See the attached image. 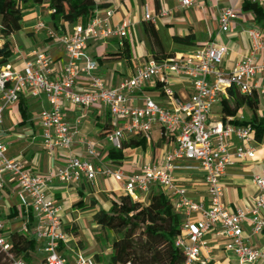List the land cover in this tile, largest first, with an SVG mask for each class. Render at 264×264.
I'll use <instances>...</instances> for the list:
<instances>
[{"label": "built area", "instance_id": "1", "mask_svg": "<svg viewBox=\"0 0 264 264\" xmlns=\"http://www.w3.org/2000/svg\"><path fill=\"white\" fill-rule=\"evenodd\" d=\"M244 1L264 7V0ZM206 2L218 10L220 30L228 32L238 15L231 7L219 9L224 0H181L179 7L187 10ZM113 13L111 7L101 11L96 8L86 24H77L64 34L57 33L43 21L36 23L35 31H45L48 38L64 50L65 61L61 65L59 78L53 77L52 60L46 51L35 52L31 59L24 62L21 71L13 69L10 63L0 65V124L2 112L18 103L20 97L43 94L49 103V108L39 113L43 147L48 156L55 151L69 153L64 165L41 176L32 173L18 158L7 157L6 147L0 140V190L7 175L18 189L20 207L30 211L35 218L32 229L28 221H23L20 234L36 244V250L29 254L30 260L12 257L9 254L12 248L10 236L5 233L0 220V252L9 256V264H34L32 256L39 253L42 256L40 264H95L91 257L81 252L73 253V263L63 256V249L70 251L69 235L59 216V207L46 195L54 182L72 185L83 179L91 182L97 175H102L122 183L124 194L133 201L138 202L139 195H146L155 186L173 194L174 209L183 216L180 235L174 239L173 245L182 252L183 264L208 263L211 252L204 237L213 230L225 238L224 250L236 258L237 264H264V248L253 247L250 236L243 231V226L247 225L251 235L264 232V168L260 175L253 178L257 195L251 207L232 212L222 201V180L227 169L237 162L254 158L253 130L249 125H234V122L242 121L237 116L227 117L221 123H209L212 108L229 89L241 94L254 90L258 97H264V85L251 86L255 78L264 75V60L261 59L264 56V37L254 27L245 29L250 40L249 52L230 70L223 67L227 48L210 43L185 56L152 60L122 80L117 87L108 88L96 75L97 63L87 55L85 48L90 40L109 38H117L119 45H122L121 41L128 37L131 30V23L123 20L112 26L110 18ZM170 15V10L153 13L145 6L143 19L155 24L157 18ZM169 76L187 79L192 94L187 98L178 97L165 86ZM80 78L88 82L87 91H75ZM155 79L161 87L164 106L150 97H143L141 106H135L134 93ZM63 102L82 111L72 128L61 114ZM95 104L104 107L112 118L113 130L107 134L106 140L113 150H121L122 142L148 134L155 126L160 128L163 136L174 140L175 148L164 155L162 165H145L138 173L132 174L80 160L70 153L71 147L81 119ZM233 138L238 145L231 153ZM84 144L87 156L95 159V144L90 141ZM176 161L198 164L206 185L207 207L190 200L186 190L175 184L172 172L178 169Z\"/></svg>", "mask_w": 264, "mask_h": 264}, {"label": "crops", "instance_id": "2", "mask_svg": "<svg viewBox=\"0 0 264 264\" xmlns=\"http://www.w3.org/2000/svg\"><path fill=\"white\" fill-rule=\"evenodd\" d=\"M159 1V10H170L171 15L157 18L156 23L153 24L157 38L155 40L150 35V26L143 19L146 5L141 0H95L99 11L107 7L114 9L110 18L112 26L120 24L123 20L131 23L128 37L121 41V46L117 38L90 40L86 45L87 55L97 63L96 75L108 88L117 87L138 68L154 60L155 56H185L210 43L227 48L223 67L230 70L249 52L250 40L245 29L254 27L264 37V21L258 22L252 12L241 10L244 0H224L219 6V9L231 7L238 15V19L231 24L228 32L220 30L218 10L213 9L207 2L196 8L181 10L179 7L181 0ZM260 9L264 13V7ZM149 11L156 13L150 9ZM38 21L50 26L49 12L43 6H35L22 13L21 30L6 39L13 48L7 63H10L13 69L21 71L24 62L31 59L35 52L46 51L52 60L53 77L59 78L61 65L65 61L64 50L54 40L49 39L45 31L34 30ZM72 28L73 26H68L66 32L71 31ZM190 31L194 34L193 45L183 46L174 42V37H184ZM4 41L5 39L0 36V47ZM261 59L264 60V56ZM262 85H264V75L258 76L251 83V86L256 87ZM165 86L181 98H187L192 94L189 81L184 78L169 76ZM88 89V82L83 78L78 79L75 91L84 92ZM160 92L161 87L155 79L134 93V105L141 106L143 97H150L160 106H164ZM226 97L227 94L221 99ZM258 100L257 116L264 118V97H258ZM48 108L49 103L45 95L40 94L38 97L23 95L18 103L2 112L0 124V140L6 147V156L18 158L32 173L41 176L64 165L69 154L65 151H55L52 156H48L43 147L39 113ZM81 112L78 107L68 102H63L61 105L63 119L71 128ZM236 116L242 118V121H248L251 113L243 107ZM222 120L219 102L212 108L209 123H221ZM112 130V118L108 111L100 104L93 105L85 112V117L78 125V133L74 136L70 153L97 167L121 169L126 174H132L138 173L145 165H162L164 155L175 148L174 140L163 136L160 128L155 126L150 133L135 136L142 139L138 147L122 150V158L113 160L109 158L112 148L106 140L107 134ZM85 141L95 144V159L87 156ZM237 145L238 141L233 138L231 153ZM253 146L254 158L237 162L229 167L222 180V201L232 212L251 207L257 195L253 178L260 175L264 168V144L254 141ZM175 165L178 166V169L172 172L175 184L186 190L190 200L207 207L206 185L198 164L176 161ZM17 193L16 185L5 175L4 187L0 190V220L4 225L5 233L9 236L13 233L20 234L23 221H28L31 229L35 226L32 213L20 207ZM158 193L163 194L174 207L173 194L158 186L152 187L146 195H139L138 202L146 204L151 194ZM120 195H124L122 183L102 175H97L91 182L83 179L77 184L63 185L54 182L50 186L46 196L59 207V216L69 235L70 249V251L63 249L62 254L70 263H73V253L81 252L91 257L95 264H109L110 244L114 235L109 231H102L94 222L93 216L99 210L108 211L111 201ZM192 217L196 218V215L192 214ZM87 231L92 233L91 237L87 235ZM243 231L246 236H250L253 247L264 248V232L251 235L247 225L243 226ZM204 240L211 252L208 264H237L236 258L225 252V238L218 235L217 230L208 232ZM35 257L40 261L42 259L40 253Z\"/></svg>", "mask_w": 264, "mask_h": 264}, {"label": "trees", "instance_id": "3", "mask_svg": "<svg viewBox=\"0 0 264 264\" xmlns=\"http://www.w3.org/2000/svg\"><path fill=\"white\" fill-rule=\"evenodd\" d=\"M141 1L154 12L160 9L159 0ZM35 6L46 8L50 26L59 34L66 33L68 26L86 24L97 8L95 0H0V36L5 39L0 47V65L6 64L13 53V48L6 39L21 30L22 13ZM241 10L252 12L258 22L264 21V13L256 4L244 2ZM147 23L151 37L156 40L153 24ZM173 40L179 45L191 46L194 44V34L190 31L186 36L174 37ZM172 56H155L154 60ZM258 104V96L254 90L241 94L235 89H229L227 97L220 101L222 121L227 117H235L243 107L247 108L251 113L250 119L233 124L249 125L255 141L264 144V118L257 116ZM141 142L142 139L137 137L124 141L121 150L112 149L109 152V158L120 160L122 150L138 147ZM93 220L102 231H109L114 235L110 244L109 264L184 262L182 252L173 245L174 239L180 235L183 216L175 211L170 201L161 193L151 194L146 204L133 201L126 194L120 195L111 201L108 211H97ZM10 240L12 248L9 254L14 258L30 260V252L36 250L35 242L18 233L11 234ZM10 260L7 254L0 252V264H9Z\"/></svg>", "mask_w": 264, "mask_h": 264}, {"label": "rangeland", "instance_id": "4", "mask_svg": "<svg viewBox=\"0 0 264 264\" xmlns=\"http://www.w3.org/2000/svg\"><path fill=\"white\" fill-rule=\"evenodd\" d=\"M89 232H90V231H87V235H88L89 237H91V236H92V233H89ZM36 259H37V261H35L34 264H40V259L36 258L35 255H34V257H33L32 260L34 261V260H36Z\"/></svg>", "mask_w": 264, "mask_h": 264}]
</instances>
